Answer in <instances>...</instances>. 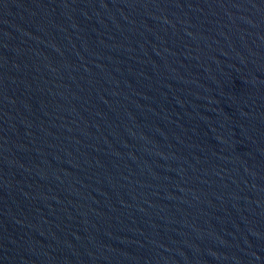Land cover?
Wrapping results in <instances>:
<instances>
[{
	"label": "water",
	"instance_id": "95a60500",
	"mask_svg": "<svg viewBox=\"0 0 264 264\" xmlns=\"http://www.w3.org/2000/svg\"><path fill=\"white\" fill-rule=\"evenodd\" d=\"M0 264H264V0H0Z\"/></svg>",
	"mask_w": 264,
	"mask_h": 264
}]
</instances>
